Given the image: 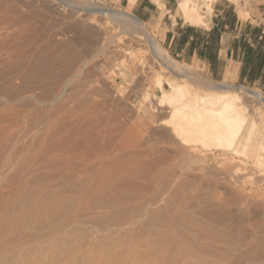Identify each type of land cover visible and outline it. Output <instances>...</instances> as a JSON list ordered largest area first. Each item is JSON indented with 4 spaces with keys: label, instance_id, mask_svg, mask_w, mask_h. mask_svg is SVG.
I'll list each match as a JSON object with an SVG mask.
<instances>
[{
    "label": "rangeland",
    "instance_id": "obj_1",
    "mask_svg": "<svg viewBox=\"0 0 264 264\" xmlns=\"http://www.w3.org/2000/svg\"><path fill=\"white\" fill-rule=\"evenodd\" d=\"M176 2L168 13L185 25ZM233 5L242 20L258 12L251 0ZM105 20L54 0H0V258L109 264L121 252L113 263L128 264L131 239L110 252L97 243L134 233L152 264H264V152L186 151L160 124L167 104H156V77L173 76L143 40ZM168 23L144 25L172 59L217 81L170 52ZM66 230L71 251L60 263L49 246Z\"/></svg>",
    "mask_w": 264,
    "mask_h": 264
},
{
    "label": "bare ground",
    "instance_id": "obj_2",
    "mask_svg": "<svg viewBox=\"0 0 264 264\" xmlns=\"http://www.w3.org/2000/svg\"><path fill=\"white\" fill-rule=\"evenodd\" d=\"M79 1V3H77L69 0H54L57 4L66 6L71 10H81L88 14L103 15L108 22L110 21L111 24L112 22L115 23L121 31L125 32V34L132 39L138 41L140 39L143 40L145 44L144 48H146L143 52H148L155 62L159 63L161 67L167 70L169 75L171 74L173 76L170 78L156 77L155 86L158 91L161 92V95L157 97L158 101L156 104L157 106L167 104L169 118L160 121V124H166L170 127V135L175 141L180 143L186 151L195 154L198 148L215 149L222 150L223 152L229 151L232 154H241L243 156L247 154L246 157H248V154L251 152H253L254 156H258V154H256L257 152L260 153V155L262 154L261 151L264 152V95L260 90L246 87L242 84H230L228 78H224L222 81L204 79L200 77L201 75H199V73L196 75L197 73H194L195 71L192 72L188 64H182L172 59L167 54L166 50L155 42L149 30L145 27L144 22L131 12L136 0H127V5L123 10L105 7L103 4L93 2V0ZM216 1L217 0H177L175 14L179 15L183 21L189 25L207 27L210 23L213 10L212 4ZM227 1L233 4L238 2V0ZM153 2L161 9L165 7L162 0H153ZM107 20L105 21L107 22ZM228 76L230 77L231 73H229ZM165 85L168 86V89ZM140 113H143V111ZM254 156L252 155L251 157L256 161ZM261 156H264V153ZM260 161L258 159L257 162L263 167V170L260 169V171H262L261 174L264 175V162H262L263 160L261 159ZM258 168H260L259 165ZM258 170L256 172H258ZM260 171L256 174L259 175ZM262 178L264 179V177ZM66 231L64 235L53 242L55 246H49V248L55 250V253L59 252L65 255H63V258L61 257V260H56V262L65 263L71 251L68 249L70 248L68 243L72 238V232H68L69 230ZM139 235L140 234L134 233L129 235L124 234L122 236L119 235L120 237H115L116 235L112 237V235L107 241L100 239L101 242L97 241L100 242L97 244H103L110 252L114 247L113 244L118 243L119 245V242L121 244L123 239H131L127 241L128 249L132 254L130 259L128 255H126L128 257V264H152L153 261L147 256L146 252L149 244L146 243L145 238L144 242ZM123 242L125 243V241ZM140 247L143 248L140 250ZM145 247H147V249ZM125 251L128 252L127 250ZM120 253L117 254L116 252L114 256H111L109 264H114L115 262L113 260L120 257ZM130 253L128 254L131 255ZM162 255H158V257ZM81 257V263L86 264L87 258L84 256ZM162 257H159L161 259L157 261V264L159 261L165 260H162ZM0 259L12 264L17 263L18 260V258L13 260L8 255ZM119 259L120 258L115 261ZM156 259L157 258H155V260ZM149 260L151 263H149ZM164 262L165 261H163L162 264H164ZM37 263L42 264L39 262ZM37 263L34 259H31V262H27V264Z\"/></svg>",
    "mask_w": 264,
    "mask_h": 264
},
{
    "label": "crops",
    "instance_id": "obj_3",
    "mask_svg": "<svg viewBox=\"0 0 264 264\" xmlns=\"http://www.w3.org/2000/svg\"><path fill=\"white\" fill-rule=\"evenodd\" d=\"M121 3L127 5V0H121ZM163 3L166 12L160 19L158 6L151 0H136L131 12L143 22L168 20L169 28L164 33V39L170 52L186 62H200L212 79H234L258 85L264 90V0H251L258 12L252 11L245 20L239 18L233 3L217 0L212 4L207 27L183 25L176 19L173 23L168 13L171 10L170 0H163ZM185 27H191L193 31L180 40Z\"/></svg>",
    "mask_w": 264,
    "mask_h": 264
},
{
    "label": "trees",
    "instance_id": "obj_4",
    "mask_svg": "<svg viewBox=\"0 0 264 264\" xmlns=\"http://www.w3.org/2000/svg\"><path fill=\"white\" fill-rule=\"evenodd\" d=\"M192 31H193V28H191V27H185V29H184V33L180 36L179 39L182 40L183 37H184L186 34L192 32ZM196 35H197L198 38H199L200 34H199L198 32L196 33ZM199 40H200V39H199Z\"/></svg>",
    "mask_w": 264,
    "mask_h": 264
}]
</instances>
